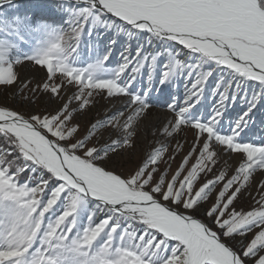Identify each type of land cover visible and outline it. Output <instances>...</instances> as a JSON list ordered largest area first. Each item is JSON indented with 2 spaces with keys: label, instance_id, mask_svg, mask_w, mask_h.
I'll list each match as a JSON object with an SVG mask.
<instances>
[{
  "label": "snow or ice",
  "instance_id": "1",
  "mask_svg": "<svg viewBox=\"0 0 264 264\" xmlns=\"http://www.w3.org/2000/svg\"><path fill=\"white\" fill-rule=\"evenodd\" d=\"M4 8L0 264H264V0Z\"/></svg>",
  "mask_w": 264,
  "mask_h": 264
},
{
  "label": "rangeland",
  "instance_id": "2",
  "mask_svg": "<svg viewBox=\"0 0 264 264\" xmlns=\"http://www.w3.org/2000/svg\"><path fill=\"white\" fill-rule=\"evenodd\" d=\"M0 11L7 12V11H10V9L4 8V9H0ZM20 72H21V79H24L25 76H28L30 78L34 77L35 79L40 78V74L34 73L30 70L20 69ZM183 93H184V85H183V83H181L177 94L179 97L182 98ZM164 98H167V94H165ZM206 103L208 105H210L212 103V101L207 100ZM0 104L6 105L9 108H14L17 111H21V112H25V113H28L29 111L38 110V109H29L25 106H22L18 101H13L10 94L7 91H4L2 88H0ZM97 107L102 109L103 104L98 105ZM108 107H111V106L109 105ZM155 113H159V114L164 113V114L168 115V113L163 109V107L157 106L149 114L148 118L153 117V115H155ZM101 114H102V111H101ZM95 115H96V109H93V111L89 114L88 117L82 118V123L86 122L88 119L93 118ZM262 118H264V110H262L256 114V117H255L256 123L251 126V132L249 133L250 138L255 140L257 143L259 142V140L261 138V135L258 132V130H259L258 128H260V127H262V125H264L261 123ZM144 134H145V131L141 127L140 128V136L143 137ZM176 139L178 141H180L181 143H184L185 141H187V143L185 144V148H184V152H187L188 146L191 145L192 140H193V133L190 130H186L185 132H183L179 136H177ZM151 140H152L151 136H148V141L151 142ZM173 146H174V143H173ZM141 147L142 148L146 147V145H144L142 143ZM140 156H142V152L139 153L138 157L135 160L130 162L132 166H134L136 163L139 162ZM182 156H183V153H181L180 155H178L176 157L175 162L172 164V170L169 173L170 175L172 174V172H174L176 170L177 166L180 164ZM126 166H128V165H126ZM161 167L163 168V165H161ZM210 202L211 201H209V203ZM251 204H252L251 200L249 198L245 197L236 205V207H237V209L242 208L246 211L251 206Z\"/></svg>",
  "mask_w": 264,
  "mask_h": 264
},
{
  "label": "bare ground",
  "instance_id": "3",
  "mask_svg": "<svg viewBox=\"0 0 264 264\" xmlns=\"http://www.w3.org/2000/svg\"><path fill=\"white\" fill-rule=\"evenodd\" d=\"M166 116V114L164 113H155V115H153V117L148 118L147 121L144 122V124L141 125L142 129L145 131V129L151 125V124H156L159 122H162L164 117ZM258 132L260 135H264V125H262V127L258 128Z\"/></svg>",
  "mask_w": 264,
  "mask_h": 264
},
{
  "label": "water",
  "instance_id": "4",
  "mask_svg": "<svg viewBox=\"0 0 264 264\" xmlns=\"http://www.w3.org/2000/svg\"><path fill=\"white\" fill-rule=\"evenodd\" d=\"M16 3H22V0H16Z\"/></svg>",
  "mask_w": 264,
  "mask_h": 264
},
{
  "label": "trees",
  "instance_id": "5",
  "mask_svg": "<svg viewBox=\"0 0 264 264\" xmlns=\"http://www.w3.org/2000/svg\"><path fill=\"white\" fill-rule=\"evenodd\" d=\"M0 143H2V141H0Z\"/></svg>",
  "mask_w": 264,
  "mask_h": 264
}]
</instances>
